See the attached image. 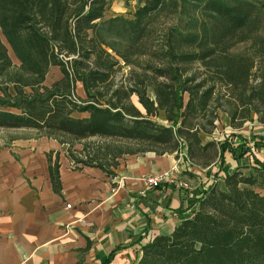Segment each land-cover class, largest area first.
<instances>
[{"label": "trees", "instance_id": "obj_1", "mask_svg": "<svg viewBox=\"0 0 264 264\" xmlns=\"http://www.w3.org/2000/svg\"><path fill=\"white\" fill-rule=\"evenodd\" d=\"M108 5L0 0V130L33 129L66 145L73 169L109 177L125 156L146 152L218 170L247 157L250 172L237 167L198 189L190 215L143 245L137 264H264V160L251 153L264 137H248L250 145L237 133L252 116L264 124V0H138L133 13L110 17ZM51 67L60 77L47 85ZM220 114L232 131L203 139ZM46 159L59 194V154Z\"/></svg>", "mask_w": 264, "mask_h": 264}, {"label": "crops", "instance_id": "obj_2", "mask_svg": "<svg viewBox=\"0 0 264 264\" xmlns=\"http://www.w3.org/2000/svg\"><path fill=\"white\" fill-rule=\"evenodd\" d=\"M137 8L138 0H110L106 16H126ZM59 77L58 68L51 67L45 84ZM76 89L82 93L80 84ZM49 151L59 154V194L49 178ZM235 162L201 169L184 154L146 152L125 156L109 177L95 167L73 169L67 146L54 139L6 137L0 140V264H137L143 245L169 235L190 215L201 188H149L145 178L180 163L189 172L182 169V178L200 171L224 179Z\"/></svg>", "mask_w": 264, "mask_h": 264}, {"label": "rangeland", "instance_id": "obj_3", "mask_svg": "<svg viewBox=\"0 0 264 264\" xmlns=\"http://www.w3.org/2000/svg\"><path fill=\"white\" fill-rule=\"evenodd\" d=\"M110 1V0H109ZM111 4V2H110ZM260 19H261V24H260V33L261 34H264V9L260 12ZM246 47V45H243V44H240L237 46L236 50L237 51H241L243 50L244 48ZM12 60L14 61V63H17L16 60L12 57ZM128 71V68L126 67H123L121 69L120 72H118L117 74V78H116V81L119 80L121 74H124ZM51 78H53V75L51 76ZM76 94L78 96H81L83 97V93H81L80 89H76ZM132 101L136 103V100L135 98H132ZM156 121L158 123H161V124H165V120H164V117H163V113H159L158 116L156 117ZM7 130H9L7 132ZM18 129H3L0 130V140H4V138H9V137H25V136H29V135H32V134H35L37 136V132L33 131V132H24V131H17ZM33 130V129H31ZM230 131H232V129L229 127L228 125V120L226 118L225 115L223 114H220L219 115V121L217 123V130L214 131V133L209 137H203V139H206L209 140V139H215V140H222L223 139V136H224V133H229ZM11 133V134H9ZM237 133L241 134V135H244L247 137V140L249 141L250 145H252V140H250V136L252 135H255V136H261V137H264V124H261V123H258L256 121V117L255 116H252L251 117V120L250 121H247L243 127L241 128V130H239ZM104 141H107V143L109 144H112V145H116V146H119L121 148H128V147H133V148H137L136 146H134L133 143L131 142H128V141H124V140H117V139H113V140H100L99 138H91L87 141V143H101V142H104ZM74 149H81V144H75L74 145ZM259 149V150H258ZM256 150H252L251 153H252V157L254 159H257V160H260L263 161L264 159V147H261V148H258ZM251 160L248 159L247 157H245L244 159L242 160H239V161H236L235 163L231 164V170H234L236 169L237 167H241V171L243 173H248L250 172L251 168H250V165H251ZM177 166H178V169H179V174L177 175L176 179H175V184L173 183H168V185L170 186H175V185H178V184H181L182 189H193L194 187H196L197 189L199 187H203L205 183H208L205 185V188L208 187L209 185H212L214 183H218V184H221L222 183V179L218 178V180L213 176V175H209L206 174L207 172H197L199 175H195L193 176V178L189 177V179H186V178H182V174L184 173V171L182 169L185 170V173H189L188 172V167H186V165H182L180 163H177ZM216 167V166H215ZM214 169V168H213ZM225 172V171H224ZM227 172V170H226ZM225 172V174H226ZM204 177V178H203ZM164 185V184H162ZM161 186V185H160ZM259 190V189H258Z\"/></svg>", "mask_w": 264, "mask_h": 264}, {"label": "built area", "instance_id": "obj_4", "mask_svg": "<svg viewBox=\"0 0 264 264\" xmlns=\"http://www.w3.org/2000/svg\"><path fill=\"white\" fill-rule=\"evenodd\" d=\"M178 174H179V169L177 164H175L167 170L147 176L145 178V183L149 188H157L162 184H168V183L175 184V179ZM175 186L182 187L181 184ZM66 208L69 209L70 205H66Z\"/></svg>", "mask_w": 264, "mask_h": 264}]
</instances>
